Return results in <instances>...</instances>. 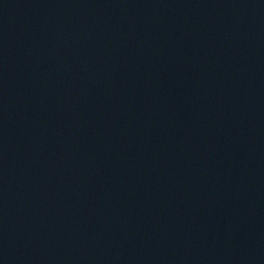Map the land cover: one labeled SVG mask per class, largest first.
<instances>
[{
	"label": "water",
	"instance_id": "water-1",
	"mask_svg": "<svg viewBox=\"0 0 264 264\" xmlns=\"http://www.w3.org/2000/svg\"><path fill=\"white\" fill-rule=\"evenodd\" d=\"M0 264H264V0H0Z\"/></svg>",
	"mask_w": 264,
	"mask_h": 264
}]
</instances>
